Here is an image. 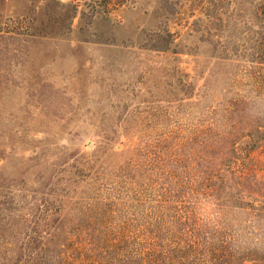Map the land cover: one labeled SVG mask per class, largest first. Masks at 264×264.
Wrapping results in <instances>:
<instances>
[{
  "label": "rangeland",
  "instance_id": "1",
  "mask_svg": "<svg viewBox=\"0 0 264 264\" xmlns=\"http://www.w3.org/2000/svg\"><path fill=\"white\" fill-rule=\"evenodd\" d=\"M122 231L264 264V0H0V264Z\"/></svg>",
  "mask_w": 264,
  "mask_h": 264
},
{
  "label": "trees",
  "instance_id": "2",
  "mask_svg": "<svg viewBox=\"0 0 264 264\" xmlns=\"http://www.w3.org/2000/svg\"><path fill=\"white\" fill-rule=\"evenodd\" d=\"M48 219V214L41 219L37 218L36 223H38L39 229L32 236H27L28 242L24 249L26 257L34 255L36 252V249L32 246L35 241L40 240L39 237L44 242L47 240V236L50 235L47 234L46 236V234L42 235L40 233L41 224L48 221ZM84 233L82 232V234ZM77 234H79L78 238L81 239V234ZM117 239L118 245L115 243ZM117 239L111 240L109 237L104 236L97 242L81 239L79 243H74L73 237H67L65 242L68 244L48 256L47 259L54 261L55 264H231L235 259V255L228 252L227 244L222 240L213 243L212 239L200 242L195 238L188 243L182 239H167L161 249H156L151 247L149 242H138L123 231L118 234ZM44 247H46V243H42L39 247L38 254H42ZM99 252L103 255L101 258L98 256ZM33 257L37 256L34 255Z\"/></svg>",
  "mask_w": 264,
  "mask_h": 264
},
{
  "label": "clouds",
  "instance_id": "3",
  "mask_svg": "<svg viewBox=\"0 0 264 264\" xmlns=\"http://www.w3.org/2000/svg\"><path fill=\"white\" fill-rule=\"evenodd\" d=\"M215 205L210 200H205L201 202L199 206V214L203 219H211L212 214L214 213Z\"/></svg>",
  "mask_w": 264,
  "mask_h": 264
}]
</instances>
